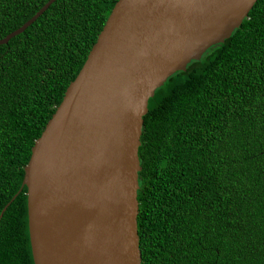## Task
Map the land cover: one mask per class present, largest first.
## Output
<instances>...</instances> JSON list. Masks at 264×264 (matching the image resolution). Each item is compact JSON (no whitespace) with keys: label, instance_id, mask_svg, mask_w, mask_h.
<instances>
[{"label":"trees","instance_id":"trees-1","mask_svg":"<svg viewBox=\"0 0 264 264\" xmlns=\"http://www.w3.org/2000/svg\"><path fill=\"white\" fill-rule=\"evenodd\" d=\"M47 1L0 0V39ZM117 1L55 0L0 45V264H33L24 166ZM138 157L141 264H264V0L155 91Z\"/></svg>","mask_w":264,"mask_h":264},{"label":"water","instance_id":"water-1","mask_svg":"<svg viewBox=\"0 0 264 264\" xmlns=\"http://www.w3.org/2000/svg\"><path fill=\"white\" fill-rule=\"evenodd\" d=\"M256 1L115 3L24 166L33 264H141L138 151L148 101L169 76L230 37Z\"/></svg>","mask_w":264,"mask_h":264}]
</instances>
